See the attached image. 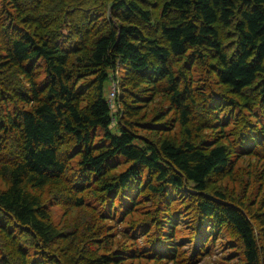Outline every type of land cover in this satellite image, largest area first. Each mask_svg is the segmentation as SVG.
<instances>
[{"label": "trees", "instance_id": "16d2710c", "mask_svg": "<svg viewBox=\"0 0 264 264\" xmlns=\"http://www.w3.org/2000/svg\"><path fill=\"white\" fill-rule=\"evenodd\" d=\"M216 244L264 264V0H0V264Z\"/></svg>", "mask_w": 264, "mask_h": 264}, {"label": "rangeland", "instance_id": "374dc122", "mask_svg": "<svg viewBox=\"0 0 264 264\" xmlns=\"http://www.w3.org/2000/svg\"><path fill=\"white\" fill-rule=\"evenodd\" d=\"M110 76H111V74H110ZM111 85H112V77H111V79L109 77L108 80L105 83V93H106V95L109 94ZM112 129L115 132L118 131L115 123L112 124ZM219 245L220 244H216L213 247V254L212 255L205 256L203 258V260L201 261V264H207L210 260L215 259V258H218L219 256L224 255V252H223V250L221 249V247Z\"/></svg>", "mask_w": 264, "mask_h": 264}, {"label": "built area", "instance_id": "2783aa9c", "mask_svg": "<svg viewBox=\"0 0 264 264\" xmlns=\"http://www.w3.org/2000/svg\"><path fill=\"white\" fill-rule=\"evenodd\" d=\"M119 92H120L119 80H118V78H116V79H113L112 85H111V88H110V91L108 94L110 106L112 108H114L116 105V97L119 94Z\"/></svg>", "mask_w": 264, "mask_h": 264}]
</instances>
